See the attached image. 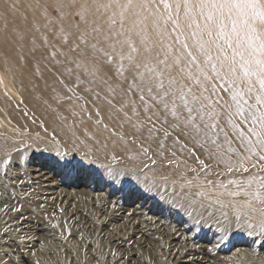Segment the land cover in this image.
I'll use <instances>...</instances> for the list:
<instances>
[{
	"label": "snow or ice",
	"instance_id": "snow-or-ice-1",
	"mask_svg": "<svg viewBox=\"0 0 264 264\" xmlns=\"http://www.w3.org/2000/svg\"><path fill=\"white\" fill-rule=\"evenodd\" d=\"M48 8L60 32L75 38L78 71L65 66L68 77H91L83 91L97 99L103 92L121 122L109 131L98 120L83 153L55 134L53 148L33 150L54 152V169L79 174L85 161L96 163L89 152L108 150L111 141L106 156L130 160L131 169L108 167L109 175L134 173L148 190L170 187L189 217L219 213L264 236V0H56ZM64 98L75 115L73 97ZM56 118L79 140L75 122L68 126L60 111ZM19 155L7 144L0 149L16 168Z\"/></svg>",
	"mask_w": 264,
	"mask_h": 264
},
{
	"label": "bare ground",
	"instance_id": "bare-ground-1",
	"mask_svg": "<svg viewBox=\"0 0 264 264\" xmlns=\"http://www.w3.org/2000/svg\"><path fill=\"white\" fill-rule=\"evenodd\" d=\"M55 4L56 0H0V149L5 144L17 149L20 154V164L22 165H25L28 158L32 157V155L37 156L38 164L40 162L43 163V167L29 168L35 170L33 173H38V175L33 174V176L39 178V182L41 183L39 193L42 194L39 197L45 198L44 200L46 201H52L55 204L64 202L70 204V206L73 205L69 207V212L75 215L73 219L77 220V222L69 218L70 221L72 220L77 225L84 223L85 226L83 227L91 231H95V227L97 226V231L102 236L109 234L108 230H106V224L109 223L106 221L97 223L95 219L93 220V218L82 210L79 201L83 203L89 201L88 204L97 208L99 211L107 210L108 207L113 205L109 204L108 200L102 198V195H99L100 203L92 202L94 199L92 197V191H88V196L85 197L84 195L82 199H79L78 196L76 198V195L71 196L70 191L60 187L63 182L67 185L71 181L72 183H81V181L87 183L90 181V184L100 185L102 182L104 183L106 180H109V185L115 183V187L119 185L123 188H130L132 184H135L133 187L137 191H141L142 189L145 198L149 199L152 196V199L154 197L153 201H163L173 211H177L176 214L187 217L188 223L186 229L190 233L184 234L183 236L173 230L176 227L175 223L168 224L167 222H163L160 225L157 223L154 226H150L149 230L147 227H144L146 225L145 222L140 220L138 222L139 226L135 228L137 229L136 235L138 233L141 236L146 234L152 240L148 243V247L145 248L144 253L142 250L140 251L136 248L134 242L131 241L132 238H129V242H123L124 240L118 241L119 250L125 256L126 263L127 260H131V264H185L187 260L193 261L194 259L197 260L200 258L201 260L204 259L206 264H264V252L259 251L260 248H257L264 245V236L248 235L250 230L246 226L241 225L238 227L235 223H230L228 220H225L219 213H216L212 217H209L206 213L203 215L194 213L192 217H189L183 208L178 207L172 202L170 195L172 189L170 187L166 189L161 185L159 187H151L148 190L142 182L134 178V173L131 176L109 175L107 171L108 167H111L114 171L119 170L125 173L131 169L130 160H113L106 156V152H110L113 148L111 141H109L108 150L101 148L99 151L89 152V156L95 159L96 163L89 164L85 161L84 168L87 171L79 174L72 172L73 180L68 176L69 174L65 176L68 180L64 181L63 179L65 177L58 178L56 176L57 169H54L53 172V169L46 170V167L50 165L48 163L55 158L54 152L43 150L34 151L33 149L53 148L55 146L52 139L54 134L56 141L61 143L67 142L70 149L74 148L78 153H83L91 147L85 141V136L89 140L92 139L93 133L97 131L98 120L100 121L99 128L103 129L106 124L109 131H120L119 125L121 122L120 115L116 111L110 110L103 102V92H101V99H97L94 92L83 91L84 89H91L93 87V85L88 83L91 77H88L87 80L81 77L82 83H73L75 76L68 77L66 67L67 69H72L74 72L78 71L73 63L77 54L70 50L74 47L73 41L75 38L68 33L62 34L60 32V21L56 18V14L54 12L51 15L49 14L51 9L48 6H54ZM70 23L72 22L68 19L63 21L65 27ZM64 35H68L67 41L64 40ZM19 36H22L23 39H18ZM54 89L55 91H53ZM95 91H100V89H95ZM58 93L60 95H57ZM65 95L72 96L78 105V107L74 108L75 115L72 114V109H68L69 102L65 100ZM77 97H79L78 100L76 99ZM118 99L119 97H117ZM117 100H113V104L116 109H119ZM58 104L62 105V108L57 109ZM81 108H83V112H81ZM97 109H99V116L97 115ZM57 111L62 112V115L67 117L66 124L68 126L75 122L76 135L79 136V140H76L75 137L69 138L70 134L66 132L65 123H62L56 118ZM103 135L108 136L109 132L105 131ZM38 138L44 142L37 143ZM28 145H32V148H28L25 151ZM117 151H119L118 148ZM13 158H16L15 153H13ZM80 158V155L76 156L77 160ZM11 163L9 161L6 164L4 159H0V176H2V180H0V192L2 194H12L9 185H4L5 179L3 178L5 172L11 171V168H15L11 166ZM145 171L148 172L149 176H152V172L147 169ZM82 176L85 177L82 178ZM17 180L20 179L17 178ZM51 180H53V183H48ZM53 208L56 207L53 206ZM122 208L121 205L120 207L117 206V209L120 211L118 214L119 217L123 211ZM56 209H60L68 214V210L65 208ZM80 210L82 211L81 213L78 212ZM23 215H26L25 212ZM23 215V220L21 221L26 224L30 219L28 216L23 217ZM84 215L88 218L84 217ZM25 218L27 219L26 221ZM90 218L91 220H89ZM196 221H199V223H196ZM3 228L4 226L0 227V229ZM5 234L7 236L0 234V258L2 257L1 254L8 250L9 244L14 247V250L18 249L15 243H19V241H22V245L25 247L27 246L25 241L28 238L25 235L21 236L10 231ZM71 235L74 236V233H71ZM72 236L71 240L73 239ZM178 237L181 238V241L183 240L181 248L178 247L176 249L173 247L170 249L167 247V252L162 251V248L156 249V251L153 249L157 248V246H162L158 243L159 240L161 242L169 240L173 245L174 238ZM223 237H227V239H222ZM240 241L242 243H251L250 245L253 247L254 252L242 251L243 256L236 257V254L229 248L230 246L233 247L239 244ZM81 242L84 248L83 251L86 254L83 252L80 253L81 256H79L78 260L76 256L74 258V254L72 255L69 252L68 254L71 256L70 264H98V261L93 263V258L97 257L101 260L103 254L99 250L93 249L95 247L97 249L99 248L97 243L92 239H81ZM24 246H22L24 248L23 251L29 257L31 254L25 250ZM22 248L19 249V252L22 251ZM198 249L203 255L199 253V255H196ZM240 249L244 248L240 247ZM147 250L151 254H148ZM102 252L105 253L106 249H103ZM39 253L44 256V252ZM118 254H120L119 251ZM37 257L39 258V256ZM82 260L83 263H81Z\"/></svg>",
	"mask_w": 264,
	"mask_h": 264
},
{
	"label": "rangeland",
	"instance_id": "rangeland-1",
	"mask_svg": "<svg viewBox=\"0 0 264 264\" xmlns=\"http://www.w3.org/2000/svg\"><path fill=\"white\" fill-rule=\"evenodd\" d=\"M40 164H38V157L32 155V157L28 158L25 165L20 164L19 168H11V171H7L3 174V178L5 179L4 185H9L12 190V194H2L0 192V227L4 226L3 229H0V234H2V236H7L5 234L6 232H14L21 236L25 235V237L28 238V241H25V243L27 244L26 247L22 245V241H19V243L14 242L16 247L18 248V251L14 250V247L9 244L8 250L4 251L3 254H1L2 257L0 258V264H70L71 256H69V252L72 255L74 254V258L76 256L78 260L79 256H81L80 253H84L81 239H92L97 243L99 247L98 249L96 247L93 249L99 250V252L103 254V258L101 260H99L97 257H94L93 263L95 261H98V264H105V262L106 264H131V260H127V263L125 262V256H123V254L119 250L117 242L120 240H124L123 242H129V238H132L131 241L134 242L136 248L140 251L142 250V252L144 253L145 248L148 247V243L152 239H150V236L146 234L141 236V234L138 233V235H136L137 229L135 228L139 226L138 222L140 220H143V222H145L146 225L144 227H147L149 230L150 226H154L157 223L158 225H160L163 222H167L168 224L175 223L176 227L173 230L177 231L181 236L190 233V231L186 229L188 220L185 215L179 216V214H176L177 211H173V209L163 201H153L154 197L152 199V196L149 199L145 198L142 189L141 191H137V189L133 187L135 186V184H132L130 188H123L119 185L115 187V183H111L109 185V180H106V182L104 183L102 182V184L100 185L90 184V181L87 183L83 181H81V183L74 182L75 184L71 181L67 185H65L63 182L60 185L61 188H65L67 191H70L71 196L76 195V198L78 196L79 199H82L84 195L85 197L88 196V191H92V197H94L92 202L100 203L99 195H102V198L108 200V203L113 205L111 207H108L107 210L105 209L104 211H99L97 208L89 205V201H85V203L79 201L82 210H84L91 218H93V220L95 219L97 223H99L100 221H106L107 223H109L106 224V230H108L109 234L104 235L105 237L99 234V231H97V226L95 227V231H91L83 227L85 226L84 223H80L79 225H77V223L73 222L72 220L70 221V219H73V217L75 216L69 212V207L73 205L70 206V204L64 202L55 204L52 201H46L44 200L45 198L39 197V195L42 194L39 193V186H41V183L39 182V178L33 176V174L38 175V173H33L35 172V170L30 169L29 167H43V163L40 162ZM50 169H53L52 172L54 171V168L51 166V164L46 167V170ZM56 174L58 178L67 176L66 174H63L59 171L56 172ZM68 176H70L72 180L74 179L71 174H69ZM1 177L2 176H0V180H2ZM84 177L85 176H82V178ZM17 178H19L20 180H17ZM63 180L65 181L68 179L65 177V179ZM50 182L53 183V180L48 181V183ZM85 190L87 191V193ZM27 205L30 206L28 207ZM120 205L123 207V211L121 213V216L119 217L118 214L120 211L117 209V206L120 207ZM53 206L56 208L67 209L68 214H66L64 211H61L60 209L58 210L56 208H53ZM114 206L116 207L114 208ZM13 209H15V211ZM115 210L116 212H114ZM24 212L26 215H23ZM78 212L81 213L82 211L80 210ZM22 215L23 217H29L30 220H28V223H22ZM104 216L107 218L105 219ZM84 217L88 218L86 215H84ZM91 218L89 220H91ZM26 220L27 219L25 218V221ZM73 220L77 222V220ZM27 224L29 225L27 226ZM81 224L82 226H80ZM71 233H74V236L76 237L72 236ZM71 236L73 238L72 240ZM103 237L105 240L103 239ZM204 242L206 243V241ZM158 243H160L162 246H157V248L153 249L156 251V249L162 248V251L167 252V247H169L170 249L173 247H175L176 249L178 247L181 248L183 240L181 241V238L179 237L174 238L173 245L171 244V242H169V240H164L163 242L159 240ZM250 244L247 242L242 243V241H240L239 244L233 247L230 246L229 249L234 254H236V257L243 256L242 251L254 252V249ZM22 246H24L25 250H27L31 254L29 255V257L25 255V252L23 251L24 248H22ZM240 247H243L244 249H240ZM21 248L22 251L19 252V249ZM257 248H260L259 251L264 252V245H261ZM38 249L39 251H37ZM103 249H106L105 253L102 252ZM118 251L121 255L118 254ZM38 252H44V256H42L40 253L38 254ZM147 253L151 254L149 250H147ZM198 253L203 255V253H201L199 249L196 255H199ZM36 256H39V258H36ZM81 263H83V260L81 261ZM185 264H206V261H204V259L201 260L200 258H198L197 260L194 259L193 261L187 260Z\"/></svg>",
	"mask_w": 264,
	"mask_h": 264
}]
</instances>
